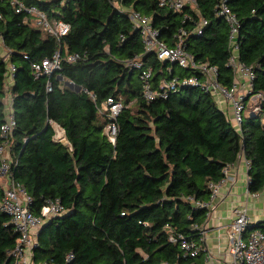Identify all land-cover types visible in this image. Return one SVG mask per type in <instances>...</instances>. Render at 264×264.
<instances>
[{
    "label": "trees",
    "instance_id": "16d2710c",
    "mask_svg": "<svg viewBox=\"0 0 264 264\" xmlns=\"http://www.w3.org/2000/svg\"><path fill=\"white\" fill-rule=\"evenodd\" d=\"M221 2L238 20L237 56L255 73L253 91L264 92V0H197V9L181 12L161 7L158 0H0V42L6 52H0V125L9 96L16 121L12 177L30 195L34 215L40 216L48 199L58 198L64 209L43 219L31 252L34 263L188 264L193 258L184 256L169 235L201 243L209 209L195 202L209 201L208 185L224 177L227 165L242 155L249 161L248 193L264 190V104L244 116L238 131L227 111L199 88L151 101L142 94L144 68L152 69L154 90L169 79V66L178 75L191 70H177L145 51L129 12L151 17L159 39L168 44L180 29L188 31L187 52L215 66L218 81L229 86L231 46L229 27L217 15ZM30 7L50 21L68 23L69 32L58 41L34 23L24 9ZM201 18L207 24L197 34ZM55 53L59 69L35 77L32 63ZM72 54L77 58L70 61ZM134 57H140L142 68L126 65ZM109 96L123 103L114 143L98 109ZM51 122L63 128V141H55ZM2 191L0 184V198ZM263 223H249L247 230ZM19 236L0 211V264H16L10 252Z\"/></svg>",
    "mask_w": 264,
    "mask_h": 264
},
{
    "label": "built area",
    "instance_id": "2783aa9c",
    "mask_svg": "<svg viewBox=\"0 0 264 264\" xmlns=\"http://www.w3.org/2000/svg\"><path fill=\"white\" fill-rule=\"evenodd\" d=\"M161 7H167L174 12H181L186 8L197 9V0H158ZM30 13L34 19V23L40 26L45 32L54 36L58 41L61 37L69 32L70 25L62 20L50 21L47 17L37 9L30 7L24 8ZM19 11V10H17ZM217 15L224 19L229 27V42L231 46V55L227 60V66L231 68L233 74L232 84L225 86L218 81L217 68L210 66L204 62H198L194 56L186 50V39L189 32L180 29L174 35L172 44L159 39V31L153 27L151 17L142 15L136 11L129 12V18L133 26L138 28L142 34V42L145 51L155 54L160 62L176 65L180 70L189 69V75H178L173 72L171 66L168 67L169 79H162L159 83L158 90L151 88L150 78L152 77V69L144 68L141 71L142 94L145 100L151 101L156 97H167L170 92L181 91L185 87H196L203 91L209 92L219 103L220 99L225 100L231 109L230 120L232 125L239 131L244 116L255 113L264 104V92L253 91V81L255 73L251 66L241 62L237 56L236 37L238 34L239 23L236 15L230 8L221 2L217 9ZM207 24L204 18H201L194 28L193 32L201 34V28ZM77 58V54L68 56V60L72 61ZM60 57L58 53L52 57H46L40 62L32 63V72L35 77L40 75L49 76L52 72L59 69ZM127 66L131 68H142L140 57H134L128 60ZM14 67L9 65L8 82L13 77ZM47 91L51 90L50 82L46 85ZM249 103H253L250 108ZM123 107L122 100L114 96L107 97L100 103L98 109L102 115L107 118L104 132L108 140L114 143L117 135L116 118ZM16 126L11 110V99L6 109L3 123L0 125V184L2 195L0 198V211L10 218V223L14 229L20 233L15 247L10 252L16 259V264H47L44 262L34 263L31 259L32 249L36 244V233L41 226L43 219L53 217L63 212V206L58 198L48 199L41 207L40 216L34 215L30 209L31 197L26 192L21 183L14 181L11 173V166L15 160L11 153V144L13 142L12 133ZM54 130L55 141L64 140V130L58 124L51 122ZM246 171L249 168V161H244ZM233 163L227 165L223 169L224 177L217 183H209L211 190L208 202H195L198 207L208 208L210 210V201L218 194L219 188L226 180H234V177L228 175L229 168ZM257 194H251L256 196ZM246 209H235L234 218L230 224L229 239V255L228 264H264V223L261 227L248 231L249 225ZM171 242H178L180 248L183 249V255L193 258L188 264H206L196 263L199 254H205L206 261L213 257L203 244V230L201 243L187 240L181 234L171 233L169 235ZM144 256V253L140 250ZM72 254L68 255V259Z\"/></svg>",
    "mask_w": 264,
    "mask_h": 264
},
{
    "label": "crops",
    "instance_id": "0c3cea01",
    "mask_svg": "<svg viewBox=\"0 0 264 264\" xmlns=\"http://www.w3.org/2000/svg\"><path fill=\"white\" fill-rule=\"evenodd\" d=\"M1 54L6 56L4 47H2ZM8 83H11V81H9ZM218 106L222 110L227 111L230 117L231 109L229 108V105L225 100L220 99ZM244 161L245 158L240 155L239 158L233 163V166H231L228 170V175L230 177H234V180L231 181L228 179L224 181L219 188L217 196L212 201H210V210L203 226V244L209 251L210 255L213 257V259L209 258L206 261L207 257H205V254H202V256L198 260L200 261V263H229L230 255L228 234L230 231V224L232 222V219L234 218L235 209L245 208L250 223L264 221V190L256 196H251V194L248 193L246 189L247 192L245 194L244 202L241 194L238 193L239 187L237 183L238 180L242 177V169H246ZM250 206H252V208H250ZM214 253H216L215 256Z\"/></svg>",
    "mask_w": 264,
    "mask_h": 264
},
{
    "label": "rangeland",
    "instance_id": "374dc122",
    "mask_svg": "<svg viewBox=\"0 0 264 264\" xmlns=\"http://www.w3.org/2000/svg\"><path fill=\"white\" fill-rule=\"evenodd\" d=\"M0 52H2V48L0 46ZM177 70H179V68H176ZM4 102H5V106H6V109H7V106L9 104V97L7 96L5 99H4ZM253 106V103H249V107L251 108ZM226 112V111H225ZM226 114L229 116L228 112H226ZM241 178L238 180V187H239V194H241L242 196V199H243V202L245 201V194H246V184H247V176H246V169H242L241 171ZM263 194V193H262ZM239 205V203H238ZM249 208V206H248ZM250 208H252V206H250ZM248 215V214H247ZM216 255V253H214V256Z\"/></svg>",
    "mask_w": 264,
    "mask_h": 264
},
{
    "label": "water",
    "instance_id": "95a60500",
    "mask_svg": "<svg viewBox=\"0 0 264 264\" xmlns=\"http://www.w3.org/2000/svg\"><path fill=\"white\" fill-rule=\"evenodd\" d=\"M67 84H68L70 87L74 88L75 90H79V89H80L79 86H74L72 82H69V81H68Z\"/></svg>",
    "mask_w": 264,
    "mask_h": 264
}]
</instances>
